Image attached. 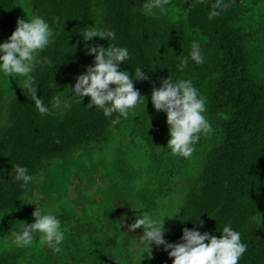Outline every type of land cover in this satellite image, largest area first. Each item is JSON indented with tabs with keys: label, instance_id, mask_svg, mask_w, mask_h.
Listing matches in <instances>:
<instances>
[{
	"label": "trees",
	"instance_id": "1",
	"mask_svg": "<svg viewBox=\"0 0 264 264\" xmlns=\"http://www.w3.org/2000/svg\"><path fill=\"white\" fill-rule=\"evenodd\" d=\"M26 2L52 36L34 53L30 73L0 75V264H172L163 246L136 248L143 227L129 232L128 225L146 212L157 216L160 198L174 188L172 215L162 219L166 242H181L183 228L219 238L228 225L247 246L238 264H264V0H224L211 19L214 0H168L163 12L147 10L146 0ZM17 19H25L20 0H0V42ZM92 25L115 39L83 40ZM193 40L203 62L177 71ZM108 44L129 52L119 70L135 78L140 67L147 76L133 80L145 106L138 102L116 124L117 114L105 118L86 107L88 96L79 102L71 94L83 63L93 64L86 47ZM168 76L192 82L211 125L188 158L170 154L166 115L150 101L152 87ZM29 78L47 114H38L25 84L13 91ZM115 139L120 146L112 147ZM13 164L34 182H13ZM31 203L59 219V252L11 244L12 232L34 222Z\"/></svg>",
	"mask_w": 264,
	"mask_h": 264
},
{
	"label": "clouds",
	"instance_id": "2",
	"mask_svg": "<svg viewBox=\"0 0 264 264\" xmlns=\"http://www.w3.org/2000/svg\"><path fill=\"white\" fill-rule=\"evenodd\" d=\"M168 0H146L144 7L151 11L158 8L163 12ZM227 7L224 0H214L208 13L211 19L220 15ZM85 41H92L93 37L114 40L115 34L111 30H98L93 25L80 34ZM52 30L42 17H34L31 20L17 19L16 27L11 35L0 42V75L12 77L13 74H28L32 70L34 53L43 50L50 42ZM87 54L93 56V64L86 67L85 71L75 77V83L71 88V94L81 102L84 96L89 97L86 107L94 106L99 109L105 118L117 114L111 123L119 122V117L126 115L129 109L143 101L133 87V80L147 79L140 67L135 70V78H130L127 70H119L121 62L129 59V52L125 47L108 44V47H86ZM191 60L196 65L203 62V56L197 41L191 42V49L187 56L178 57L175 65L177 71H182ZM44 63H48L45 59ZM111 85V86H110ZM31 93L30 100L40 115L47 114L49 108L35 93V86L31 79L25 81ZM150 101L156 111H162L166 115L168 126L167 148L170 154L177 157L188 158L194 145L202 134L211 130V125L206 120L204 98L190 80H174L171 76L163 78L159 86H153L150 92ZM61 105L60 97H55L52 107ZM11 172L13 182H21V186L34 182L35 178L27 174L24 166L13 164ZM33 204V203H31ZM32 212L34 222L22 223L18 231L11 233V244L16 247H28L34 242L47 245L55 252L60 251L59 245L64 239L59 219L55 214L48 212L35 204ZM133 209V208H132ZM192 219L203 226V221ZM143 227V241L156 246H163L168 257L172 258V264H238V260L246 251V244L241 242V235L230 226L225 225L219 230L220 236L209 235L208 232L200 233L195 228L182 229L179 238L181 242L169 243L163 239L167 231L162 220L154 218L152 213L146 212L138 215L134 222L128 225V231ZM38 237V239H34ZM206 242V243H205Z\"/></svg>",
	"mask_w": 264,
	"mask_h": 264
},
{
	"label": "rangeland",
	"instance_id": "3",
	"mask_svg": "<svg viewBox=\"0 0 264 264\" xmlns=\"http://www.w3.org/2000/svg\"><path fill=\"white\" fill-rule=\"evenodd\" d=\"M20 3L22 4V8L24 10V18L28 19V20H31L33 18V14L31 13L32 11H30V9H29L28 3L26 2V0H20ZM24 5H26V7ZM86 67H87V65L83 63V65H82V67L80 69L81 70L80 74H82L85 71ZM73 83H75V80L73 81ZM24 84H25V81L22 82L13 91L20 89ZM11 93H8V94H11ZM0 110H4V109L0 108ZM113 146H120V143H119L118 139L114 140V142L112 144V147ZM109 148H111V146H109ZM123 148H124V152H127V149H125L124 146H123ZM98 150H100V149H98ZM134 158L138 159L137 156H135ZM139 161H140V163H142L143 166H144V164L149 163V161L144 160L142 158L139 159ZM138 165H139V163H138ZM177 190H178L177 188H174L172 190V192H170L167 196H163L162 198H160V200H159V202H160V204H159V213H158L157 216L154 217L155 219H157L159 221V220L168 219L169 217H171L172 211L174 209L173 208V204H175L174 200H175V195L176 194H174V192L177 191ZM162 224H165V221L162 220ZM138 241L139 242L135 244L136 248H139L141 246L142 242H143V244L145 243V241H143L142 238H140Z\"/></svg>",
	"mask_w": 264,
	"mask_h": 264
},
{
	"label": "flooded vegetation",
	"instance_id": "4",
	"mask_svg": "<svg viewBox=\"0 0 264 264\" xmlns=\"http://www.w3.org/2000/svg\"><path fill=\"white\" fill-rule=\"evenodd\" d=\"M30 223H32V222H30ZM30 223H28V224H30ZM10 237V236H9ZM2 238H8L7 236H4V237H2ZM11 238V237H10ZM42 247L43 248H45V249H49V250H51V248H49L47 245H42ZM37 248H39L38 247V245H37ZM38 262L36 261V262H34V264H37Z\"/></svg>",
	"mask_w": 264,
	"mask_h": 264
}]
</instances>
